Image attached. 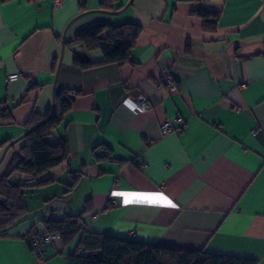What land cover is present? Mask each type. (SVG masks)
<instances>
[{
	"label": "crops",
	"instance_id": "crops-1",
	"mask_svg": "<svg viewBox=\"0 0 264 264\" xmlns=\"http://www.w3.org/2000/svg\"><path fill=\"white\" fill-rule=\"evenodd\" d=\"M101 2L0 0V178L31 115L48 112L56 89L81 91L48 137L66 140L70 159L27 189L29 214L0 237V264H69L78 238L60 237L37 262L27 237L88 205V230L264 264V0H120L119 11ZM201 9L220 12L215 29ZM97 21L142 26L136 64L75 65L73 50L102 59L66 46ZM164 69L172 86L161 83ZM139 92L151 106L136 113L124 100Z\"/></svg>",
	"mask_w": 264,
	"mask_h": 264
},
{
	"label": "trees",
	"instance_id": "trees-1",
	"mask_svg": "<svg viewBox=\"0 0 264 264\" xmlns=\"http://www.w3.org/2000/svg\"><path fill=\"white\" fill-rule=\"evenodd\" d=\"M7 1V0H5ZM120 0H102L101 9L119 11L123 5ZM133 0H129L131 3ZM81 9L86 10L83 2ZM196 14L204 19V28L213 30L220 12L201 9ZM142 33L138 23L127 22L112 25L97 21L79 31L74 40L66 42L70 49L83 45L86 53L100 50L101 60H93L79 51H74V63L82 69L119 63L136 64L132 60V50ZM81 91L59 88L54 93L53 104L46 114L34 113L26 123V144L14 154L5 173L0 178V237L8 236V231L24 221L28 214L26 192L30 186H42L51 182L42 176L54 167L70 159V144L66 140L51 143L48 137L62 123L73 107L71 95ZM34 128V129H33ZM105 149L101 146V151ZM106 150V157L110 156ZM80 173L72 174V190L79 182ZM90 200H88V203ZM64 214L61 219H45L46 231L58 233L65 244L78 238L74 253L68 255L69 264H257V260L236 255L195 250L159 242H147L130 237L92 231L82 224L83 214ZM30 232L27 241L36 235ZM31 246V245H30Z\"/></svg>",
	"mask_w": 264,
	"mask_h": 264
},
{
	"label": "built area",
	"instance_id": "built-area-1",
	"mask_svg": "<svg viewBox=\"0 0 264 264\" xmlns=\"http://www.w3.org/2000/svg\"><path fill=\"white\" fill-rule=\"evenodd\" d=\"M57 2L61 3L62 0H57ZM18 78H19L18 74H10L8 76L9 81H16L18 80ZM160 80L162 84H165L167 86H172L174 82V78L171 72L167 69H164L162 71ZM124 104L136 113L146 112L150 109L151 106L150 98L144 92H139L135 96H128L124 100ZM178 119L181 120L180 116ZM181 127L185 128L186 122H182ZM173 129H174V125L172 123V120L169 117H166L164 122L161 124V131L163 133H169ZM141 167L146 168L148 167V164L144 163L141 165ZM59 238L60 235L58 233H49L47 231L38 233L30 238L31 249L35 254L37 262L44 261L45 248L48 245L53 244Z\"/></svg>",
	"mask_w": 264,
	"mask_h": 264
},
{
	"label": "water",
	"instance_id": "water-1",
	"mask_svg": "<svg viewBox=\"0 0 264 264\" xmlns=\"http://www.w3.org/2000/svg\"><path fill=\"white\" fill-rule=\"evenodd\" d=\"M71 98L74 99L75 98V95H71ZM0 202L3 203V201H0Z\"/></svg>",
	"mask_w": 264,
	"mask_h": 264
}]
</instances>
